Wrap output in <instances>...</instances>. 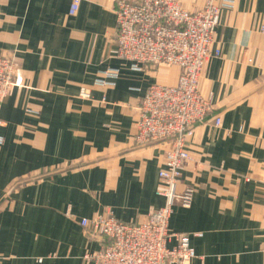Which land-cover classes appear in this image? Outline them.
<instances>
[{"label":"crops","instance_id":"1","mask_svg":"<svg viewBox=\"0 0 264 264\" xmlns=\"http://www.w3.org/2000/svg\"><path fill=\"white\" fill-rule=\"evenodd\" d=\"M230 1L214 35L221 56L200 79L213 111L178 187L195 194L169 221L192 234L189 264H264V0ZM72 2L0 0V55L18 65L0 111V264H93L86 255L109 238H91L83 218L145 222L166 203L172 144H138L136 122L149 87L177 84L181 70L132 69L117 54L116 0H81L75 14ZM179 2L196 12L206 0ZM108 69L120 71L114 85L100 83Z\"/></svg>","mask_w":264,"mask_h":264},{"label":"built area","instance_id":"2","mask_svg":"<svg viewBox=\"0 0 264 264\" xmlns=\"http://www.w3.org/2000/svg\"><path fill=\"white\" fill-rule=\"evenodd\" d=\"M80 2L73 0L71 14L79 10ZM229 6L230 0H207L201 10L189 12L178 0L116 1L118 56L130 62L134 70H143L148 64H167L179 67L181 74L175 85L149 87L136 122L138 144H172L159 171L157 193L166 203L153 210L145 222H124L112 213L83 218L81 224L91 238H109L103 249L86 255L93 264H189L196 258L192 234L171 231L169 221L174 206H190L195 194L192 185L182 193L178 187L191 161L188 142L213 111L211 99L200 92V79L209 60L221 55V49L214 45V34L222 9ZM17 70L13 56L0 55V111L17 85ZM119 76L118 69H108L100 83L114 85ZM79 97L91 99V89L81 87ZM215 125H222L219 116ZM3 143L0 135V145ZM173 239L175 244L170 246Z\"/></svg>","mask_w":264,"mask_h":264},{"label":"rangeland","instance_id":"3","mask_svg":"<svg viewBox=\"0 0 264 264\" xmlns=\"http://www.w3.org/2000/svg\"><path fill=\"white\" fill-rule=\"evenodd\" d=\"M117 1V0H116ZM179 1V0H178ZM207 1V0H206ZM181 4V3H180ZM206 4V3H205ZM205 6V5H204ZM184 8V7H183ZM224 9V8H223ZM222 9V10H223ZM201 10V9H200ZM199 11V10H198ZM197 12V11H196ZM221 13H222V11H221ZM221 18V17H220ZM220 23V22H219ZM218 27V26H217ZM217 29V28H216ZM215 32H216V30H215ZM215 35V34H214ZM214 45L215 46H217V44L215 43V39H214ZM217 47H219V46H217ZM221 56V55H220ZM152 65H160V64H152ZM152 65H150V64H148V65H146L143 69H145V68H147V67H149V66H152ZM155 84H159V83H155ZM164 85V84H163ZM142 103V102H141ZM141 106V105H140ZM140 108V107H139ZM159 143V142H158ZM156 144V143H155ZM149 145H151V144H149ZM39 261H42V259H39Z\"/></svg>","mask_w":264,"mask_h":264}]
</instances>
